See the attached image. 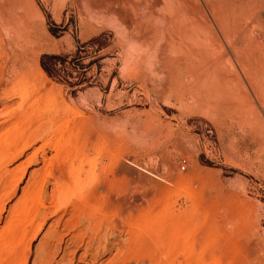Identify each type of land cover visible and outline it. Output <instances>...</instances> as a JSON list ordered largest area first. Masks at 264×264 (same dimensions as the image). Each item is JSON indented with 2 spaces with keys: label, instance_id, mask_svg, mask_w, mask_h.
Segmentation results:
<instances>
[{
  "label": "rangeland",
  "instance_id": "374dc122",
  "mask_svg": "<svg viewBox=\"0 0 264 264\" xmlns=\"http://www.w3.org/2000/svg\"><path fill=\"white\" fill-rule=\"evenodd\" d=\"M157 1L133 49L82 0H18L41 47L0 100V264H264V0H189L182 39Z\"/></svg>",
  "mask_w": 264,
  "mask_h": 264
},
{
  "label": "bare ground",
  "instance_id": "6f19581e",
  "mask_svg": "<svg viewBox=\"0 0 264 264\" xmlns=\"http://www.w3.org/2000/svg\"><path fill=\"white\" fill-rule=\"evenodd\" d=\"M82 2L86 13L91 18L107 22L109 25H115L120 34L126 40L132 42V45H134L132 46L133 49H136L138 38L136 37L135 31L140 23L145 21L155 22L158 18L161 20L164 19L160 17L159 12H153V8L156 5L155 0L152 2L148 0H82ZM163 2L165 10L168 12V21H166L169 25L168 31H171V36L181 39L188 38L190 36L191 26L199 25V22L194 21L189 16V0H164ZM18 9V0H0V35L3 34L0 37V61H2L0 69L3 71L7 68V72L14 78L8 82V89L0 88V100L4 98V101H7L11 98H17L24 103L32 97L31 91L34 90V87L31 83L36 81L32 64L41 44L39 39L35 38L33 33L22 22ZM142 10H147V13H143ZM129 26L132 27V31L129 29ZM174 32L177 33L175 36L172 35ZM172 47L173 51L176 52L181 51V49H187L186 46H182L181 44H172ZM213 81L216 84V89L214 88L213 90L220 91L219 93H221L222 89L229 88V83L225 82V77L221 73ZM41 89V87L36 89V93L41 94ZM43 96H40V100L35 102L38 104L49 99L46 96L43 98ZM12 119L13 116L10 115L1 124H8ZM181 169L184 170L185 166L182 165Z\"/></svg>",
  "mask_w": 264,
  "mask_h": 264
}]
</instances>
